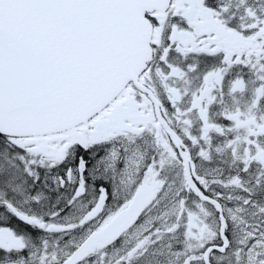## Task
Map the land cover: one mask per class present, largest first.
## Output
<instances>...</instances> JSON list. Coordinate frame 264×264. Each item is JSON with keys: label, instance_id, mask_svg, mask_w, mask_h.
<instances>
[{"label": "snow or ice", "instance_id": "6c2138e0", "mask_svg": "<svg viewBox=\"0 0 264 264\" xmlns=\"http://www.w3.org/2000/svg\"><path fill=\"white\" fill-rule=\"evenodd\" d=\"M0 264H264V0H0Z\"/></svg>", "mask_w": 264, "mask_h": 264}]
</instances>
